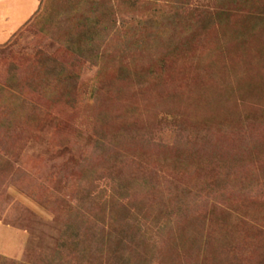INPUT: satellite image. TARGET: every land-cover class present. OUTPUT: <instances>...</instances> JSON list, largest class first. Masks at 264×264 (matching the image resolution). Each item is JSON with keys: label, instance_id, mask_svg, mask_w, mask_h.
Segmentation results:
<instances>
[{"label": "rangeland", "instance_id": "obj_1", "mask_svg": "<svg viewBox=\"0 0 264 264\" xmlns=\"http://www.w3.org/2000/svg\"><path fill=\"white\" fill-rule=\"evenodd\" d=\"M97 7L112 27L89 60L62 41ZM12 67L25 115L0 100V264H74L82 199L92 243L121 180L148 186L149 264H264V0H0V85Z\"/></svg>", "mask_w": 264, "mask_h": 264}, {"label": "trees", "instance_id": "obj_2", "mask_svg": "<svg viewBox=\"0 0 264 264\" xmlns=\"http://www.w3.org/2000/svg\"><path fill=\"white\" fill-rule=\"evenodd\" d=\"M72 12L78 13L80 10L78 7H75V9H72ZM102 13L105 15L111 14V8L102 10L100 7H97L92 11L91 16H82L83 18L78 22L79 33L77 36L66 38L65 41H62V44L82 58L89 60L93 59V57L96 58L93 55H88V53L95 51L97 44L103 41V31H109L112 27L107 28L106 22L102 21L104 18ZM167 19L169 18L161 17L155 21V24H161L162 26L163 22ZM171 44L172 42L169 45ZM15 70L12 67V70L7 73L4 83L0 85V100L2 105L7 104V107H2L3 109L9 107L11 115H17L16 117L20 118L25 115V112L23 108L20 110L13 100L18 99L14 93L20 94L23 90L22 86L18 84ZM65 76L62 71L57 72L54 68H50L46 73L45 79L47 81L57 77V81H64L66 79ZM28 87L31 90L34 89L30 85ZM36 91L38 90L36 89ZM108 141L104 139L100 141L102 149L105 150L106 146L111 148L112 145H115L113 142ZM112 187L114 188H111L112 193L110 196H106L105 203L98 214V216L102 217H106L109 214V221L106 223L104 218H100L103 230L101 233H96V240H93L92 243L88 242V238L81 234L85 227L83 225L84 220L81 219L80 223H75V220H79L77 218L80 216L79 214L86 211L85 202L87 203V197H83L84 199H82V203L78 207L79 214L73 216L72 224L68 225L69 236L64 239L61 247L69 249L74 264H92L93 259L97 261L104 257L106 264H149L148 260L143 259L142 255L146 254V252L143 253L144 246L142 245L146 243L145 234H139L138 232V229L141 227L140 221L144 219L141 204H145V200L141 201L142 199L135 197L136 194L140 195L141 192H147L148 186L144 183L138 184L134 180L129 182L121 180L120 183H114ZM86 193L83 194L86 195ZM137 201H141V204L136 206ZM86 206L88 207L89 205L86 204ZM85 214L87 215V212ZM85 214L81 215L85 216ZM156 223L158 224L159 221H156ZM159 229H172L171 223L167 220L165 225L160 226ZM134 253L137 255H134Z\"/></svg>", "mask_w": 264, "mask_h": 264}]
</instances>
